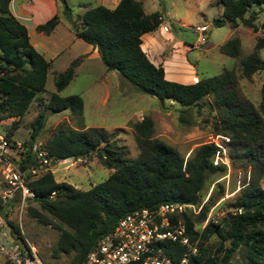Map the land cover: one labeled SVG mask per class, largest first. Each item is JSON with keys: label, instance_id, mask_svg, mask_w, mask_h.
I'll use <instances>...</instances> for the list:
<instances>
[{"label": "trees", "instance_id": "obj_1", "mask_svg": "<svg viewBox=\"0 0 264 264\" xmlns=\"http://www.w3.org/2000/svg\"><path fill=\"white\" fill-rule=\"evenodd\" d=\"M11 1L0 0V121L25 115L37 95L46 90L51 67V62L32 44L27 26L12 13ZM60 1L75 34L97 48L107 70L118 69L139 92L157 95L162 104L173 101L184 107L180 109L182 121H189L186 115L189 108L201 105L205 97L213 96L215 106L224 113L222 125L216 124V128L224 132L219 134L229 138L225 142L226 148L233 146L236 151L246 150L243 155L261 167V173H264V82L261 113L238 91V80L231 70L191 84L168 80L163 65H155L142 48V36L157 30L163 23L159 11L147 13L141 0H120L114 8L105 5L88 7L78 17L81 25L76 26L74 10L68 0ZM219 2L223 3L224 12L222 18L215 20L216 26L228 20L236 28L241 21L255 32L259 30L256 23L259 12L253 11L249 17L245 15L254 5L264 4V0ZM59 23V15H55L37 29L50 34ZM263 47L264 38H260L257 48ZM220 50L228 56L239 57L242 53L240 37L229 38ZM80 62V58L75 59L66 70L56 75V91L45 104V109L52 113L71 111L78 118L79 126L73 127L65 121L60 123L43 147L54 163L68 157L87 159L96 154L101 164L113 172L105 181L88 190L58 182L51 170L37 177H32L31 173L28 176L29 186L35 193L30 199L38 204V208L30 206L29 213L39 222L61 230L54 256L74 253L72 264H81L88 252L132 211L153 209L170 202L200 205L205 186L214 176L226 173L229 168L214 163L220 151L215 142L200 145L186 160L177 148L155 137V122L149 115L131 124L140 154L136 158L128 157L124 146L114 136L117 132L109 135L103 127L85 125V103L81 95L60 94L75 78ZM242 70L245 77L264 70V59L258 51L242 59ZM46 120V112L40 111L32 121V141L40 136ZM7 137L10 139V134ZM251 144L258 147L248 148ZM26 154L25 162L34 164L31 150ZM230 157L233 159L231 154ZM12 203V200L3 203L0 197L1 210L7 216ZM230 207L235 211L229 210L216 223L209 221L202 231L197 230L196 224L205 220L211 206L204 205L197 218L184 215L191 241H199L197 253L191 256V264H229L241 247L247 251L246 264H264V188L257 174L252 173L250 181L236 194ZM10 224L23 238L21 228L13 221ZM213 235L221 236L224 244L211 254L205 243ZM167 250L171 257L179 259L187 249L170 243Z\"/></svg>", "mask_w": 264, "mask_h": 264}, {"label": "rangeland", "instance_id": "obj_2", "mask_svg": "<svg viewBox=\"0 0 264 264\" xmlns=\"http://www.w3.org/2000/svg\"><path fill=\"white\" fill-rule=\"evenodd\" d=\"M31 1L37 3L38 12L43 7L48 8L51 2L50 0ZM84 1L88 0H68L74 10L73 18L76 26L81 25V20L78 17L83 11V6L80 3ZM119 1L112 0L107 2L105 6L114 8ZM143 1L147 12L159 11L162 14L163 25H167L170 32L177 38H184L190 46L197 45L190 51L189 57L197 63L198 75L201 80L219 75L225 70L233 71L238 80V91L243 97L251 100L262 113L260 103L264 70L256 72L251 77H245L242 70V59L257 51L260 57L264 59V47L257 48L259 39L264 38V4L254 5L245 15V17H249L251 12H259L256 20L259 30L255 32L241 21H239L240 25L237 28H234L232 22L228 20L223 25L216 26L215 20L223 17V3L219 0ZM53 3L56 4L57 10L61 11L62 9L60 15L62 19L68 20L64 15L62 2L53 0ZM201 25L208 26L207 41L204 44H198L197 27ZM63 31H65L64 25L60 24L54 31V36L63 34ZM157 36L160 41H165L166 35L162 31L158 30ZM233 36H238L241 39L242 53L239 57L228 56L220 50V46ZM162 42H160L161 45H164ZM80 45L76 43L72 46L75 52L83 49ZM177 52L178 59L182 62L184 56L182 46ZM104 68L105 65L101 59L86 63L60 94L62 96L81 95L85 103V125L87 127H103L109 135L117 132L114 136L119 144L124 146L128 157L136 158L140 154L137 136L131 124L141 120L146 115L154 119L155 137L177 148L186 160L193 156L195 150L202 144L215 141L225 146L227 137L219 134V132L222 134L224 132L216 128V124L222 125L221 119L224 113L215 106L213 96H207L201 101V105L189 108L186 113L189 121L184 122L180 119V109L184 107L173 101L162 104L157 97L139 92L120 74L118 78L112 73L104 74ZM181 70L183 75L190 74L184 68ZM56 75L53 71L49 73L46 90L37 95L23 117H11L0 121V133L10 134V140L14 144L9 159L13 165L23 169L26 174H29V168L34 167L36 168L34 177L51 170L58 182H68L77 188L88 190L95 184L105 181L113 172L101 164L96 154L87 159L61 160L48 167L42 166L38 157V149L44 146L46 140L60 123L65 121L73 127L79 126L78 118L73 116L71 111L52 113L45 109V104L50 95L56 91ZM40 111L46 112L47 120L40 136L32 141L31 123ZM228 136L231 137L229 134ZM262 140L264 142V135ZM232 147L231 149L225 148L229 158H231L230 154L233 156V159H230V167L227 172L214 176L212 182L206 185L202 191L204 198L202 202L205 201V205L211 206L209 214L212 213L211 216L217 222L229 210L235 211V209H230V204L240 189L250 181L252 173L260 177L261 185L264 188V173H261V167L256 166L246 155H243L246 150L236 151ZM257 147V144H251L248 148L256 149ZM28 150H31L35 158L34 164L25 162ZM230 150L232 151L230 152ZM37 163L40 164L39 167L35 166ZM9 168L10 166L5 163L0 164V197L2 198L6 193L10 194L7 202L12 200L13 203L7 211L11 221L21 228L23 236L35 247L44 264H72L74 253H64L59 257L54 256V248L57 245L61 230L54 225L43 224L30 215L29 207L38 208V204L30 199L32 197H24L18 189L9 183L7 179ZM219 184L222 185L221 188ZM210 199L211 201H209ZM226 202H229L227 206L222 205ZM198 215H195L194 218H197ZM206 219L207 217L200 225L196 224L197 230L202 231L205 228ZM53 220L59 224L58 219L54 218ZM216 221L212 220L215 223ZM194 244L198 248L199 241ZM221 244H224V241L218 235H213L205 243L211 254L217 252ZM225 245H228V242H225ZM246 262L247 251L245 247H241L233 254L229 264H246ZM2 264L10 263L4 262Z\"/></svg>", "mask_w": 264, "mask_h": 264}, {"label": "built area", "instance_id": "obj_3", "mask_svg": "<svg viewBox=\"0 0 264 264\" xmlns=\"http://www.w3.org/2000/svg\"><path fill=\"white\" fill-rule=\"evenodd\" d=\"M161 18L163 20V17ZM164 29L168 30V27L165 25ZM207 29L206 25L198 28V44L206 43ZM215 143L220 147V151L216 154L214 163L230 167L226 146ZM13 144L7 135L0 133V164L10 166L7 173L9 183L24 197L33 198L35 193L29 186L28 176L31 173L34 177L36 168H29L30 172L26 174L23 169L13 165L9 159ZM38 157L42 166L48 167L54 163L53 157L48 155L44 147L38 149ZM9 195L6 193L2 196L3 203L7 202ZM204 205L205 201L200 205L170 202L153 209L132 211L123 216L111 232L88 252L81 264H191V256L197 253L198 248L188 234L184 215L188 214L194 218L200 214ZM211 215L212 213H208L204 226L209 221H216ZM10 221V217L2 212L0 207V264H44L35 247L27 238H21L14 231ZM170 243H177L187 249L181 258L175 259L169 255L167 248Z\"/></svg>", "mask_w": 264, "mask_h": 264}, {"label": "crops", "instance_id": "obj_4", "mask_svg": "<svg viewBox=\"0 0 264 264\" xmlns=\"http://www.w3.org/2000/svg\"><path fill=\"white\" fill-rule=\"evenodd\" d=\"M50 1L51 2L48 5V8L43 7L40 12L37 11V3H33L31 0H12L10 3V9L12 13L27 26L30 35V40L34 47L40 53H42L47 60L51 62L49 73L53 71L56 75L60 72H63L69 67L72 61L77 58H80L81 62L76 68L77 75L78 71L84 65H86V63H89L93 60L95 61L101 59L100 54L97 48L87 43L83 39L79 38L75 34L74 30L72 29L71 22L68 20H63L60 16L62 14V9L61 11L57 10L56 4L53 3V0ZM111 1L112 0L84 1L80 3L83 6V11L81 13H83L88 7L96 5H105L107 2ZM141 1L144 4V1ZM222 12H224V6ZM55 15L60 16V23L57 26H60V24L64 25L65 31H63V34L54 36V31L57 30V27L56 30L54 29V31L50 34H46L37 29L40 24L47 22ZM163 24L164 21L157 30L145 33L142 36L143 50L146 52L149 59L155 65H163L165 69V77L168 80L185 84H191L200 81L201 78L198 75L197 63H195L189 57L190 51L193 48L197 47V45L190 46L186 43V40L184 38H177L173 33L170 32V29L165 30ZM199 27H197V29ZM158 30L162 31L166 35L165 41H160L159 37L157 36ZM197 32L199 33V31ZM199 37L200 33L198 39ZM160 42H162L164 45H161ZM76 43H78L79 45L81 44L80 46L83 47L81 51L75 52L72 48V46ZM181 46L183 48L184 55L182 62L179 61L177 56V50L181 49ZM181 68L186 69L188 73L190 72V74L183 75L184 73H182L183 71L181 70ZM110 73H112L117 78L120 74L115 70H107L105 67L104 74L108 75ZM62 91H60V93Z\"/></svg>", "mask_w": 264, "mask_h": 264}, {"label": "water", "instance_id": "obj_5", "mask_svg": "<svg viewBox=\"0 0 264 264\" xmlns=\"http://www.w3.org/2000/svg\"><path fill=\"white\" fill-rule=\"evenodd\" d=\"M115 71L116 72H118V73H120V71L118 70V69H115ZM155 97H157L158 98V96L157 95H155ZM67 159H74L73 157H68Z\"/></svg>", "mask_w": 264, "mask_h": 264}]
</instances>
